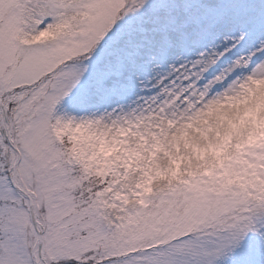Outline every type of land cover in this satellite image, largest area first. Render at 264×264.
<instances>
[{
    "label": "snow or ice",
    "instance_id": "snow-or-ice-1",
    "mask_svg": "<svg viewBox=\"0 0 264 264\" xmlns=\"http://www.w3.org/2000/svg\"><path fill=\"white\" fill-rule=\"evenodd\" d=\"M0 264H264V0H0Z\"/></svg>",
    "mask_w": 264,
    "mask_h": 264
}]
</instances>
